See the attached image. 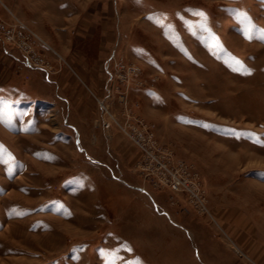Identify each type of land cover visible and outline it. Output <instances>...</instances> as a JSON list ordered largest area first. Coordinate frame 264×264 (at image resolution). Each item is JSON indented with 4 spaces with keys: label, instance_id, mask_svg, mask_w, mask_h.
Returning <instances> with one entry per match:
<instances>
[{
    "label": "rangeland",
    "instance_id": "obj_1",
    "mask_svg": "<svg viewBox=\"0 0 264 264\" xmlns=\"http://www.w3.org/2000/svg\"><path fill=\"white\" fill-rule=\"evenodd\" d=\"M262 36L264 0H0V264H264Z\"/></svg>",
    "mask_w": 264,
    "mask_h": 264
},
{
    "label": "built area",
    "instance_id": "obj_2",
    "mask_svg": "<svg viewBox=\"0 0 264 264\" xmlns=\"http://www.w3.org/2000/svg\"><path fill=\"white\" fill-rule=\"evenodd\" d=\"M30 61V60H29ZM38 65V63L31 62ZM162 174L159 179L167 186L176 191L187 192L191 203L200 211H209L205 201V195L196 181L195 174L185 163H180V170L174 169L167 161H159Z\"/></svg>",
    "mask_w": 264,
    "mask_h": 264
},
{
    "label": "snow or ice",
    "instance_id": "obj_3",
    "mask_svg": "<svg viewBox=\"0 0 264 264\" xmlns=\"http://www.w3.org/2000/svg\"><path fill=\"white\" fill-rule=\"evenodd\" d=\"M251 27H252V25H249V26H248V29H246V34H247V32L251 29ZM248 38L251 39V36H249ZM262 38H264V36H262Z\"/></svg>",
    "mask_w": 264,
    "mask_h": 264
}]
</instances>
